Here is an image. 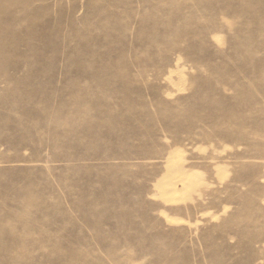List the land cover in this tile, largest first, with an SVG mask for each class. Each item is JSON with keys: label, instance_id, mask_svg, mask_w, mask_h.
Here are the masks:
<instances>
[{"label": "rangeland", "instance_id": "obj_1", "mask_svg": "<svg viewBox=\"0 0 264 264\" xmlns=\"http://www.w3.org/2000/svg\"><path fill=\"white\" fill-rule=\"evenodd\" d=\"M0 264H264V0H0Z\"/></svg>", "mask_w": 264, "mask_h": 264}]
</instances>
